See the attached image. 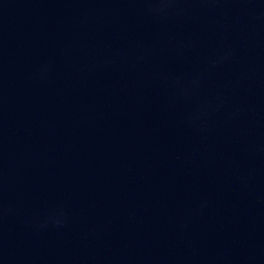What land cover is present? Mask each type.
Masks as SVG:
<instances>
[{"label": "water", "instance_id": "obj_1", "mask_svg": "<svg viewBox=\"0 0 264 264\" xmlns=\"http://www.w3.org/2000/svg\"><path fill=\"white\" fill-rule=\"evenodd\" d=\"M0 264H264V0H0Z\"/></svg>", "mask_w": 264, "mask_h": 264}]
</instances>
